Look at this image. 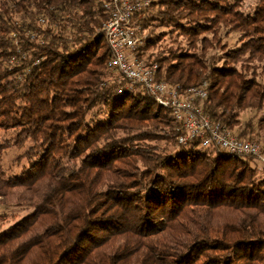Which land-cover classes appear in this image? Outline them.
<instances>
[{"label": "trees", "instance_id": "trees-1", "mask_svg": "<svg viewBox=\"0 0 264 264\" xmlns=\"http://www.w3.org/2000/svg\"><path fill=\"white\" fill-rule=\"evenodd\" d=\"M106 16L100 0H0V204L30 209L0 230V264H264V170L180 144L169 110L109 73ZM152 22L188 45L144 38ZM131 25L157 80L205 83L210 118L264 149V0H151Z\"/></svg>", "mask_w": 264, "mask_h": 264}, {"label": "built area", "instance_id": "built-area-1", "mask_svg": "<svg viewBox=\"0 0 264 264\" xmlns=\"http://www.w3.org/2000/svg\"><path fill=\"white\" fill-rule=\"evenodd\" d=\"M107 12L101 31L109 48L108 66L125 79V88L146 90L158 107L169 110L180 125V144L197 141L201 147H217L228 154L251 157L264 170V149L251 140L242 139L215 122L206 113L205 83L186 88L172 86L155 77L156 63L137 55L141 45L138 29L131 25L133 14L146 8L151 0H100Z\"/></svg>", "mask_w": 264, "mask_h": 264}, {"label": "rangeland", "instance_id": "rangeland-1", "mask_svg": "<svg viewBox=\"0 0 264 264\" xmlns=\"http://www.w3.org/2000/svg\"><path fill=\"white\" fill-rule=\"evenodd\" d=\"M255 2H256V0H242V9L249 10L250 8H252L254 6ZM172 28L173 27H171V26L170 27L169 26H162L158 22L157 23L152 22V23H150V26L147 29H144L141 31V34L144 36V38H147L148 36H152L155 34L158 35V37H161L162 42L159 43V47H160V44L163 46H169L172 43H173V45L181 44L182 46H187L188 45L187 37L184 35L178 34L176 31L171 32ZM223 40L224 41L226 40V43L224 44V46L228 49L229 48H236L239 44L237 34H234V33H231L228 37L223 38ZM155 49L156 48H154V47L153 48L149 47L148 52H152ZM157 49H158V52H159V50H161L158 47H157ZM191 50H193V49H191ZM220 50H223V45H220L219 49L218 48L215 49V51H217V52H219ZM215 51H214V49H207L206 56L209 57ZM195 52H196V50H195ZM147 62L149 63L150 61H147ZM109 73H113L114 75L118 74L114 70H111V71L109 70ZM116 77L118 78L119 76L116 75ZM248 116H249L248 113L241 114L239 124H243V122L248 118ZM233 130H237V129L234 127ZM6 136L11 137V135H9V134H7ZM159 144L163 145L164 143H163V141H160ZM22 150H23V148H15V147L8 149L5 152L6 154L4 156L5 166L8 167V165L11 164L12 167H10V168H12V169L15 168L14 160L18 156L19 153L21 154ZM10 168L8 169V172H12ZM23 204L24 203H22L20 201L19 202L11 201L9 203L0 204V230H3V229L10 227L17 220L24 217L30 211V209L28 207L24 206Z\"/></svg>", "mask_w": 264, "mask_h": 264}]
</instances>
